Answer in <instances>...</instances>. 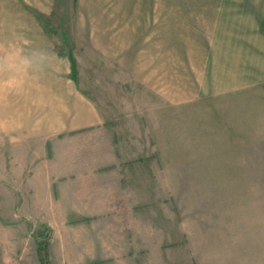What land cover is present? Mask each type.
<instances>
[{
  "label": "rangeland",
  "instance_id": "rangeland-1",
  "mask_svg": "<svg viewBox=\"0 0 264 264\" xmlns=\"http://www.w3.org/2000/svg\"><path fill=\"white\" fill-rule=\"evenodd\" d=\"M254 5L264 14V0H0V53L29 57L31 78L57 73L61 60L69 65L115 138L136 140L146 159L158 158L155 179L146 173L145 180L172 189L162 197L193 231L195 254H249L251 248L260 254L264 83L225 90L216 81L223 56L232 54V64L240 45L247 48V37L233 30L249 26ZM26 27L56 33H17ZM25 88L0 89V236L7 242L20 237V254L27 253L28 237L44 247L50 236L49 227L19 211L22 204L34 212L38 205L30 168L15 161L37 147L17 140L26 126ZM188 91L191 99H168ZM129 144L125 148L133 150ZM17 166L26 168L19 173ZM2 240L0 264H17ZM27 260L29 254L23 264Z\"/></svg>",
  "mask_w": 264,
  "mask_h": 264
},
{
  "label": "crops",
  "instance_id": "crops-1",
  "mask_svg": "<svg viewBox=\"0 0 264 264\" xmlns=\"http://www.w3.org/2000/svg\"><path fill=\"white\" fill-rule=\"evenodd\" d=\"M248 14L249 26L241 29L242 26L235 25L233 30L234 35L247 37V48L240 45L232 64H227L232 54L226 49L225 61L216 71V81L224 84L225 90L233 84L235 89H247L264 83V47H258V38L262 35V40L264 36L263 22L259 21L264 14L258 13L255 5ZM28 29L17 33H56L47 27L38 32ZM61 61V69L51 76H28L26 126L17 133L20 142L31 141L37 146L28 148L26 156L15 158L18 163L25 161L30 168L31 191L35 189L38 204L35 212L30 207L23 209V204L19 211L25 220L50 228L44 263L40 258L41 240L34 236L22 238L27 244L22 246V251L29 254L27 261L264 264V252L258 254L256 248H251L249 254H195L193 231L179 222L175 205L162 197L173 194L172 189L154 186L151 180L148 185L145 180L146 173L155 179L154 164L158 158L146 159L135 149L140 147L136 140H117L98 104L81 90L69 65ZM173 71L170 76L177 77V71ZM206 73L211 74V69ZM178 97L191 99L192 91L169 95L168 99ZM128 143L133 150L125 148ZM26 166H17V171L20 173ZM6 239L0 236L6 244L5 254H15L17 264H23L26 254L19 251L21 238L12 235L9 244Z\"/></svg>",
  "mask_w": 264,
  "mask_h": 264
},
{
  "label": "clouds",
  "instance_id": "clouds-1",
  "mask_svg": "<svg viewBox=\"0 0 264 264\" xmlns=\"http://www.w3.org/2000/svg\"><path fill=\"white\" fill-rule=\"evenodd\" d=\"M31 67L32 60L27 56L16 57L0 53V89L21 92Z\"/></svg>",
  "mask_w": 264,
  "mask_h": 264
},
{
  "label": "trees",
  "instance_id": "trees-1",
  "mask_svg": "<svg viewBox=\"0 0 264 264\" xmlns=\"http://www.w3.org/2000/svg\"><path fill=\"white\" fill-rule=\"evenodd\" d=\"M45 249H46V245L43 248H41L40 258H41L42 263H44V261H45V254H43V253H45Z\"/></svg>",
  "mask_w": 264,
  "mask_h": 264
}]
</instances>
